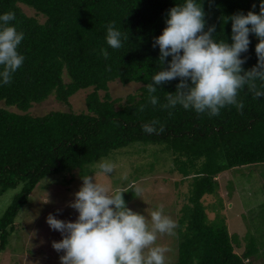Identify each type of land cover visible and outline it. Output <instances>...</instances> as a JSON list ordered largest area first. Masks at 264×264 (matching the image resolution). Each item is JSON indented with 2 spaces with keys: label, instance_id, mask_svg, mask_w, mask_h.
<instances>
[{
  "label": "trees",
  "instance_id": "trees-1",
  "mask_svg": "<svg viewBox=\"0 0 264 264\" xmlns=\"http://www.w3.org/2000/svg\"><path fill=\"white\" fill-rule=\"evenodd\" d=\"M196 2L205 12L206 29L216 27L214 39L229 43L228 17L249 10L259 13L260 4V0ZM182 3L184 0H0V15L14 12L16 19L10 23L24 33L18 52L25 58L10 84L0 81V194L21 185L0 216V255L16 215L44 176L82 170L113 149L141 142L168 151L171 169L188 182L176 221L173 264H253L252 256L259 251L254 238L245 239L241 253L235 252L225 221L209 222L201 199L216 193V176L221 172L264 163V97L254 99L247 88L240 90L242 114L235 106L212 117L179 105L164 109L161 105L166 103L167 92H175L177 78L157 86L153 93L158 98L156 106L148 100L146 85L160 68L154 39L166 27L168 10ZM22 4L33 8L35 14L28 15ZM38 15L44 19L39 21ZM110 22L128 36L119 49L107 45ZM249 38V49L241 54L247 57L245 70L258 59V38L253 34ZM100 48L110 53L107 60L99 54ZM113 80L124 84L135 81L141 86L124 97H111L108 82ZM87 87L92 89L86 95L84 111L30 112L35 103L50 95L69 106V97ZM141 105H145L143 111ZM153 119L164 125L163 133L143 130Z\"/></svg>",
  "mask_w": 264,
  "mask_h": 264
},
{
  "label": "clouds",
  "instance_id": "clouds-1",
  "mask_svg": "<svg viewBox=\"0 0 264 264\" xmlns=\"http://www.w3.org/2000/svg\"><path fill=\"white\" fill-rule=\"evenodd\" d=\"M15 19L14 12L0 15V81L6 85L25 59L18 52L24 33L10 23ZM227 20L231 21V43L214 39L216 27L211 25L206 29L205 12L196 0H184L168 10L166 27L153 42V47L159 46L160 68L146 85L151 105L158 104V98L153 95L157 86L177 78L175 92H167L166 103L161 105L164 109L179 105L212 117L227 106H235L242 114L244 103L238 100L240 90L247 88L254 99L264 97V0H260L259 13L238 12ZM106 28L107 45L121 48L122 39L128 36L115 27V22ZM250 34L259 41L255 45L258 59L256 65L245 70L247 57L242 58L241 54L249 49ZM99 54L105 60L110 55L105 48H100ZM144 107L141 105L140 110ZM142 127L148 134L165 130L156 119ZM95 168L105 177L116 171V165L106 159ZM80 178L82 184L67 202L78 213L75 220L58 219L52 213L46 217L49 227L62 237L52 241L53 249L60 254V264H165L169 249L157 244L158 234L174 235L177 224L164 214L163 206L152 210L149 220L126 205L123 198L126 191L112 190L95 173ZM130 189L138 196L139 188L130 186ZM50 202L49 198L43 201Z\"/></svg>",
  "mask_w": 264,
  "mask_h": 264
},
{
  "label": "rangeland",
  "instance_id": "rangeland-1",
  "mask_svg": "<svg viewBox=\"0 0 264 264\" xmlns=\"http://www.w3.org/2000/svg\"><path fill=\"white\" fill-rule=\"evenodd\" d=\"M21 6L28 15L35 14L33 8L25 4ZM37 18L39 21L44 19L41 15ZM63 77L68 79L66 74ZM140 86L141 83L135 81L124 84L113 80L108 82V92L111 97H124L138 91ZM91 89L87 87L77 90L69 97V106L50 95L44 101L35 103L30 112L42 115L50 109L84 111L86 95ZM99 92L101 96L104 94L103 91ZM160 151V145L133 142L94 159L82 170H64L44 176L16 215L8 244L0 255V264H60V254L53 249L52 241L62 237L60 232L49 227L46 217L52 213L58 219L75 220L78 213L68 207L67 202L73 199L72 194L82 184L81 173H95L97 179L110 185L112 190L126 191L123 193L126 205L144 214L149 220L150 212L163 206L164 214L176 223L179 208L185 202L184 193L188 182L171 169L169 152ZM104 159L116 165V171L107 177L99 174L95 168ZM124 176L127 179H123ZM216 180V193L205 194L201 199L208 221L213 224L225 221L237 253L244 249L245 239L253 237L259 251L252 256L251 261L253 264H264V211L260 212L264 204V163L227 169L218 174ZM130 186L140 189L138 196L134 190H128ZM20 188L21 185H17L0 194V216ZM47 198L51 202L43 203ZM57 209L61 211L57 212ZM157 244L169 249L165 254V264H173L177 256L175 234H158Z\"/></svg>",
  "mask_w": 264,
  "mask_h": 264
}]
</instances>
